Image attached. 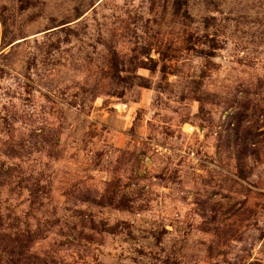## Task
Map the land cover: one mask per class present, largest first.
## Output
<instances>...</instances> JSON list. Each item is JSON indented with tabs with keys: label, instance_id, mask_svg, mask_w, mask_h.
<instances>
[{
	"label": "rangeland",
	"instance_id": "rangeland-1",
	"mask_svg": "<svg viewBox=\"0 0 264 264\" xmlns=\"http://www.w3.org/2000/svg\"><path fill=\"white\" fill-rule=\"evenodd\" d=\"M0 164L56 264H264V0H0Z\"/></svg>",
	"mask_w": 264,
	"mask_h": 264
},
{
	"label": "trees",
	"instance_id": "trees-1",
	"mask_svg": "<svg viewBox=\"0 0 264 264\" xmlns=\"http://www.w3.org/2000/svg\"><path fill=\"white\" fill-rule=\"evenodd\" d=\"M10 167L5 168L4 165L0 164V181L4 180V178H2L4 176L10 177ZM13 182L15 181H12V183ZM17 183L18 186H21L27 191L31 209H38V207L43 205V195L40 193L41 186L43 187V185H41L39 180L20 178L17 180ZM1 186L2 183L0 182V188ZM82 217V230L78 232V237L83 238L85 242L93 241L94 239V234L92 232H85V227L93 230V232L101 233L110 231V229L103 227L102 223L94 222L91 219H87L89 222H85L82 220ZM0 219V222H4L1 214ZM6 226L12 229L8 232H0V264H56L55 257L49 252L45 251L41 253L33 249L35 243L41 239L39 236V229L32 230L28 227H21L18 224L15 226L7 224Z\"/></svg>",
	"mask_w": 264,
	"mask_h": 264
}]
</instances>
